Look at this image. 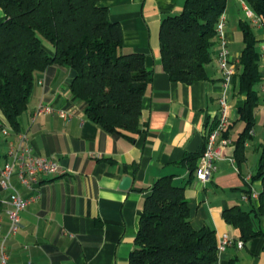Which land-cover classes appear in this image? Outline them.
Returning <instances> with one entry per match:
<instances>
[{
	"label": "crops",
	"instance_id": "0c3cea01",
	"mask_svg": "<svg viewBox=\"0 0 264 264\" xmlns=\"http://www.w3.org/2000/svg\"><path fill=\"white\" fill-rule=\"evenodd\" d=\"M185 0H100L111 22L122 31L121 53H138L151 73V81L141 100L138 134L114 137L84 115L82 103L69 91L70 72L54 68L34 75L32 95L19 118V131L35 155L53 158L61 174L39 176L38 198L19 215L15 232L9 233V221L1 216L0 246L4 245L8 264H129L134 248L138 220L153 183L170 176L184 187L189 220L195 230L207 227L219 241L223 234L231 240L225 251L217 253L214 264H264V215L257 212L258 200L243 201L250 189L257 194L260 182H252L256 172L259 146L264 132V27L253 24L242 0H227L223 37L229 63L236 74L242 50L240 22H248L259 54L261 82L256 87L259 102L254 111V128L244 148V161L234 160V142L244 129L238 110L245 99L238 94L236 79L228 93L231 146L215 162L216 171L206 183L191 178L183 160L200 156L205 134L216 122L221 96V74L217 45L205 66L206 77L191 85L175 83L163 70L159 29L163 18L178 15ZM253 15V14H252ZM0 9V24L4 20ZM45 48L49 55L53 49ZM40 106L53 113L34 117ZM63 111L66 118L56 112ZM1 117V114H0ZM6 140L0 133V166L7 160ZM129 177L127 190L119 188ZM14 187L28 196L16 180ZM7 192L0 188V201ZM238 207L250 213L254 231L261 234L243 241L239 229L223 218L225 210ZM241 242L242 246L237 247Z\"/></svg>",
	"mask_w": 264,
	"mask_h": 264
},
{
	"label": "trees",
	"instance_id": "16d2710c",
	"mask_svg": "<svg viewBox=\"0 0 264 264\" xmlns=\"http://www.w3.org/2000/svg\"><path fill=\"white\" fill-rule=\"evenodd\" d=\"M100 0H0L4 20L0 24V125L19 131L34 75L54 68L70 72L69 91L82 103L85 117L114 137L138 134L141 100L151 73L138 53H121L122 31L111 22ZM227 0H185L178 15L166 16L159 29L161 61L169 80L191 85L205 79L217 45L216 23ZM264 27V0H242ZM242 50L235 74L238 94H244L238 110L243 131L234 142L237 165L254 128V111L261 82L259 54L252 26L240 22ZM45 44L53 49L49 55ZM227 136V131L224 134ZM198 156L187 155L183 164L191 178ZM252 182H260L257 212L264 215V132ZM250 198V190L246 192ZM1 202V201H0ZM2 206L0 203V211ZM224 220L239 229L243 241L260 232L253 230L250 213L238 207L225 210ZM215 232L195 230L189 220L184 187L170 176L157 179L145 198L129 264H214Z\"/></svg>",
	"mask_w": 264,
	"mask_h": 264
},
{
	"label": "built area",
	"instance_id": "2783aa9c",
	"mask_svg": "<svg viewBox=\"0 0 264 264\" xmlns=\"http://www.w3.org/2000/svg\"><path fill=\"white\" fill-rule=\"evenodd\" d=\"M246 15L253 19V24H261L260 20L252 15V12L242 2ZM224 17L220 15L216 23L217 39V62L221 74V96L218 99L219 111L214 125L205 134V145L202 153L197 159L195 169V179L200 183L208 182L216 171L215 162L222 158V151L231 146V141L224 134L229 125L227 116L228 110V93L230 92L231 81L236 74L234 67L229 63V52L226 41L223 37ZM54 110L49 106H40L34 112V117L41 113L50 114ZM59 116L66 118L67 114L63 111L56 112ZM0 133L6 140V161L0 166V188L7 192L8 195L0 203V232L1 216L4 215L9 221V233L17 230L20 213L38 198L37 186L39 176H51L61 174L59 163L53 158H43L35 155L30 146L27 144L26 137L23 133L13 132L9 127L0 125ZM252 135V132H250ZM234 163V160H231ZM21 186L28 196H22L14 187L13 180ZM251 200H257L258 194L250 189ZM243 201H248L249 196L243 195ZM231 240L226 234H223L217 242V253L225 251L231 245ZM242 243L238 242L237 247ZM0 264H8L4 245L0 246Z\"/></svg>",
	"mask_w": 264,
	"mask_h": 264
},
{
	"label": "water",
	"instance_id": "95a60500",
	"mask_svg": "<svg viewBox=\"0 0 264 264\" xmlns=\"http://www.w3.org/2000/svg\"><path fill=\"white\" fill-rule=\"evenodd\" d=\"M130 184H131V179L129 177L125 176L121 179V183H120L119 188L122 190H127L129 188Z\"/></svg>",
	"mask_w": 264,
	"mask_h": 264
}]
</instances>
